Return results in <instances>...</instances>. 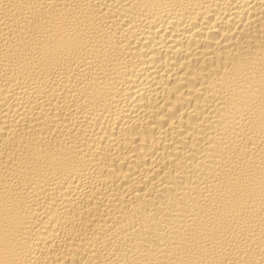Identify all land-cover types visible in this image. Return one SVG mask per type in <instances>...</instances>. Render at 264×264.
I'll list each match as a JSON object with an SVG mask.
<instances>
[{
	"label": "bare ground",
	"instance_id": "bare-ground-1",
	"mask_svg": "<svg viewBox=\"0 0 264 264\" xmlns=\"http://www.w3.org/2000/svg\"><path fill=\"white\" fill-rule=\"evenodd\" d=\"M0 264H264V0H0Z\"/></svg>",
	"mask_w": 264,
	"mask_h": 264
}]
</instances>
